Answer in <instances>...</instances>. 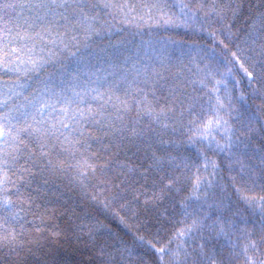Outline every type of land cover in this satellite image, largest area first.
I'll return each instance as SVG.
<instances>
[{"label":"trees","instance_id":"16d2710c","mask_svg":"<svg viewBox=\"0 0 264 264\" xmlns=\"http://www.w3.org/2000/svg\"><path fill=\"white\" fill-rule=\"evenodd\" d=\"M113 2L0 6V264H264V0Z\"/></svg>","mask_w":264,"mask_h":264},{"label":"snow or ice","instance_id":"6c2138e0","mask_svg":"<svg viewBox=\"0 0 264 264\" xmlns=\"http://www.w3.org/2000/svg\"><path fill=\"white\" fill-rule=\"evenodd\" d=\"M44 2L51 3L52 5L63 6L66 3V0H44ZM176 12H172L169 10V6L167 4V0H151L150 3H146L143 7L147 10L146 15H140L139 19L148 22V21H159L164 24H173V23H181L184 25H190V23L194 22L197 14L203 9L204 15H217L223 17L226 12V9L223 6L217 7V0H208V6L206 7L201 0H174ZM3 0H0V6H2ZM102 6L105 8H117L120 11L125 10V5L116 4L113 0H101ZM195 5V8L193 7ZM133 13L135 10L133 9ZM137 17L133 15V19ZM42 41L46 43H55V36L51 32V28H45L43 33H36ZM16 49H11L12 53H15ZM36 48L35 45L28 50L27 55H17L11 56L9 52H5L3 46L0 45V67L11 69L12 65H15V70L20 73H27L28 71L35 70L39 67L42 62V57L35 54ZM49 54H51V50H49ZM235 56V53H233ZM249 77H252V73H249ZM47 104L45 102H41L39 105L40 111L46 107ZM221 123L220 120L216 121L217 126ZM210 124L206 125L204 128V132L206 133L208 128H210ZM34 132L39 133L40 129L35 128ZM46 134V133H45ZM0 135H2V130H0ZM154 247V246H153ZM157 253L162 252V249L156 248Z\"/></svg>","mask_w":264,"mask_h":264}]
</instances>
